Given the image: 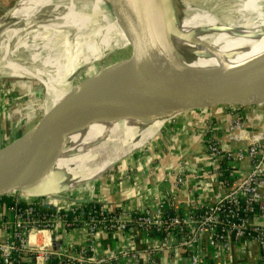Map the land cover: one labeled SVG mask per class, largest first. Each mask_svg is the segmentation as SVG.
Returning <instances> with one entry per match:
<instances>
[{
    "label": "built area",
    "instance_id": "1",
    "mask_svg": "<svg viewBox=\"0 0 264 264\" xmlns=\"http://www.w3.org/2000/svg\"><path fill=\"white\" fill-rule=\"evenodd\" d=\"M202 146L207 167L194 175L182 159L155 208L128 211L67 194L48 199L52 210L43 199L0 197V264H226L250 249L264 264V124ZM210 185L212 197L195 198L197 186L207 194ZM104 234H126L129 243L99 253Z\"/></svg>",
    "mask_w": 264,
    "mask_h": 264
},
{
    "label": "water",
    "instance_id": "2",
    "mask_svg": "<svg viewBox=\"0 0 264 264\" xmlns=\"http://www.w3.org/2000/svg\"><path fill=\"white\" fill-rule=\"evenodd\" d=\"M113 5L129 44L134 75L104 83L127 64L126 58L69 88L73 92L55 107L50 98L51 107L37 125L20 136L24 146L0 180V197L18 194L27 200L43 199L45 208L55 210L47 201L60 194L49 186L51 179L41 180V175L56 164L68 129L98 109L130 106L141 109L152 121L163 120L151 139L112 167L128 158L175 149L183 137L201 144L210 139L233 142L238 134L264 124V57L216 74L187 71L167 51L158 28L157 2L114 0ZM2 131L0 125V151L5 149ZM111 151L109 147L106 153Z\"/></svg>",
    "mask_w": 264,
    "mask_h": 264
},
{
    "label": "bare ground",
    "instance_id": "3",
    "mask_svg": "<svg viewBox=\"0 0 264 264\" xmlns=\"http://www.w3.org/2000/svg\"><path fill=\"white\" fill-rule=\"evenodd\" d=\"M77 1L17 0L15 6L0 17V62L12 70L13 76H29L39 80L45 78L41 83L47 88L53 107L70 94V89H64L56 83L72 74L71 66L76 63L87 65L96 60L101 56L100 49L129 46L116 18L114 0H91L83 10L67 12V6L75 5ZM153 1L158 4V28L164 40L168 34L175 36L177 43L190 57L216 68V71L196 73L216 74L264 57V0ZM54 8L60 9V14H50ZM175 9L182 11L181 18H171ZM166 47L172 57L169 46ZM19 48L29 53L33 70L11 62ZM185 60L186 57H179L175 63L181 67ZM132 63L133 68L118 74V77L134 75ZM105 109L95 110L91 115ZM83 119L68 129L70 135L66 137L67 145L63 146L56 164L41 175V180L51 179L49 186L57 194L68 192V183L77 176L85 157L82 147L92 151L115 148L154 134L162 124L161 121L142 129L103 134L86 145L83 142L97 134L105 121H101L96 129ZM18 142L16 151L0 163V180L7 175L8 166L23 149L24 139ZM74 162L71 173L67 168ZM89 173L90 183H93L92 167Z\"/></svg>",
    "mask_w": 264,
    "mask_h": 264
},
{
    "label": "rangeland",
    "instance_id": "4",
    "mask_svg": "<svg viewBox=\"0 0 264 264\" xmlns=\"http://www.w3.org/2000/svg\"><path fill=\"white\" fill-rule=\"evenodd\" d=\"M16 1L17 0H0V17L3 15L2 13L12 9L15 6ZM89 1L91 0H78L75 5H65V7L67 6L66 11H81ZM50 14H60V9L58 10L57 8H54ZM171 15L173 16V19L174 17L179 19L181 16H183L182 11L177 9L173 10ZM13 26L18 27L17 25ZM168 35L169 36H167L165 42L169 46V49L172 53L171 59L175 62L179 57H186V60L181 65L183 69L192 72H204L209 68L208 71H216L215 67L207 66L205 65L206 63L203 62H201V66L198 67V62L196 63L197 60L190 57L187 51L184 52V49L175 40V36L170 34ZM128 47L129 46L120 48L115 47L110 48L109 50L100 49L99 53L101 56L99 58L94 61H90V63L87 65L80 63L74 64L71 66V69H73L72 74H69L67 77H64L62 80L56 83L57 86H61L64 89L72 88L73 86L79 84L82 80L90 77L91 75L97 74L100 70L109 67L111 64L125 60L126 58L129 59L127 64L105 78L104 83L108 80L110 81L113 80V78L118 77V74L121 75L125 73V71H130L133 68V60L131 59ZM179 53L181 54L178 55ZM129 55L130 57L128 58ZM11 62L18 64V67H26L30 68L31 70L34 69V67H30L29 53L25 52V50L21 48L15 51ZM5 66L6 65L4 63L0 62V125H2V140L5 144V149L0 151V163L8 159L16 151V149L19 147V139H24L20 136L22 134L25 135L28 133V131H31V129L37 125L39 122L38 120L41 119L45 110L51 107L47 88L41 83L42 80H45V78L39 80V78L35 79L29 76H13L12 70L7 69ZM37 67H39V65L36 66V68ZM70 90L71 93L74 89ZM22 94H25L24 96L26 98H24V96L22 97ZM3 111L6 112V114L3 115ZM141 113L144 115L141 109L130 106H124L121 109L111 107L105 109L103 112L99 111L98 113L83 119L85 123L93 124V128L96 129L99 127L98 124L101 123V121H105L102 129H100L97 134L95 133L93 137L87 138L83 144L88 145L89 143H93L103 134H116L127 129H142L138 122ZM155 122H161V120H155L154 123ZM155 133L146 138L112 148V151L108 154L106 153L107 149L92 151L85 150V147H82V149H84L82 154L85 155V157L83 158L78 175L73 181H71V183H68V187H70L67 189L68 192L59 193V198H65L67 194H69L71 197H80L81 190L88 191L92 189L97 181L104 180L107 177L108 171L114 167H112V165L115 163V161L125 156L130 150L137 149L142 146L147 140L151 139ZM68 135H70L69 131H67V136ZM67 142L68 141L66 140L64 146L67 145ZM95 157L97 161L93 170L94 182L91 183L89 187L80 186L77 188V184L81 181V179H84L90 175L89 169L91 163L95 160ZM138 157L140 158L142 156ZM92 164L94 165V162ZM74 166L75 162L70 163L67 170H71L72 173ZM52 176L55 178V175ZM87 180L89 181L90 179L88 178ZM84 181H86V179ZM82 198L86 197L83 196ZM60 201L56 202L59 207L69 206V204Z\"/></svg>",
    "mask_w": 264,
    "mask_h": 264
},
{
    "label": "crops",
    "instance_id": "5",
    "mask_svg": "<svg viewBox=\"0 0 264 264\" xmlns=\"http://www.w3.org/2000/svg\"><path fill=\"white\" fill-rule=\"evenodd\" d=\"M197 62L198 67H200L201 62L196 61V63ZM150 120L151 119L141 113L138 122L141 128H144L154 123V121L151 122ZM27 134L28 133L25 135ZM173 148L167 151L142 156L140 158L133 157L132 159L121 161L108 171V175L104 180L97 181L95 186L88 191L81 190L82 193L80 192V195L82 197L85 196L86 198H92L99 203L128 211L130 209L136 210L141 207L147 209L155 208L156 199H162L164 195L168 194L174 181V177L179 170L178 163L182 159L186 158L187 162L192 165L190 166L195 169L194 175H196V170L201 168L200 166L203 165L207 167V162L203 158H200L202 157L203 146L196 140L183 137L179 139V143L175 145V149ZM96 161L97 159L95 157V160L93 161L94 165L92 162L90 166L93 170ZM88 178H91L90 175L81 179L79 183L78 180L77 188L80 186L89 187L91 179L88 181ZM85 179L86 181H84ZM197 182H199V180L193 181L192 184L196 185L195 183ZM195 189V198L198 196L204 197L205 195L206 197H212L214 190L212 185H210V191L207 192V194L200 193L197 190L198 186ZM128 243L129 237L126 234L117 236L104 234L96 241L99 253H104L109 250L115 251L124 249ZM179 259L182 260V257ZM226 264L263 263L257 257L256 250L250 249L246 255L242 252L235 251L229 256Z\"/></svg>",
    "mask_w": 264,
    "mask_h": 264
},
{
    "label": "trees",
    "instance_id": "6",
    "mask_svg": "<svg viewBox=\"0 0 264 264\" xmlns=\"http://www.w3.org/2000/svg\"><path fill=\"white\" fill-rule=\"evenodd\" d=\"M15 90V89H14ZM223 176H226V172L224 173V175ZM2 200H4V201H9V199L5 196V197H2Z\"/></svg>",
    "mask_w": 264,
    "mask_h": 264
}]
</instances>
